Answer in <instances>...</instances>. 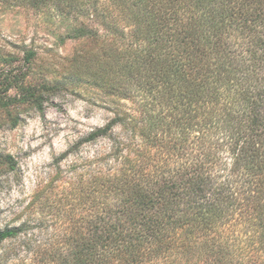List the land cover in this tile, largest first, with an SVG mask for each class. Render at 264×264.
<instances>
[{"label": "trees", "instance_id": "obj_1", "mask_svg": "<svg viewBox=\"0 0 264 264\" xmlns=\"http://www.w3.org/2000/svg\"><path fill=\"white\" fill-rule=\"evenodd\" d=\"M43 1L102 27L67 76L114 106L84 140L108 146L76 189L78 221L37 245L42 261L264 264V0ZM18 78L0 74V106L41 111ZM12 86L19 98L4 96ZM22 232L1 230L0 246Z\"/></svg>", "mask_w": 264, "mask_h": 264}, {"label": "rangeland", "instance_id": "obj_2", "mask_svg": "<svg viewBox=\"0 0 264 264\" xmlns=\"http://www.w3.org/2000/svg\"><path fill=\"white\" fill-rule=\"evenodd\" d=\"M91 29L102 31L95 20L59 14L43 0H0V74L10 71L19 77L12 85L42 94L41 111L29 104L0 106V156L15 163L11 171L0 159V231L24 226L19 236L1 244L0 264H47L43 246L37 245L49 248L78 221L76 189L91 179L96 155L108 146L107 140H84L110 120L114 100L67 76L76 68L71 60L96 55L99 45ZM29 51L35 55L27 64ZM51 84L60 88L42 90ZM19 95L15 86L4 94ZM114 131L123 133L120 126Z\"/></svg>", "mask_w": 264, "mask_h": 264}]
</instances>
